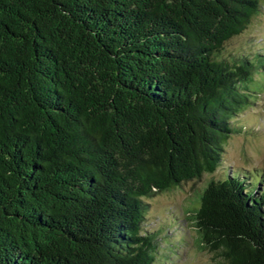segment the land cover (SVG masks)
<instances>
[{"label":"trees","instance_id":"trees-1","mask_svg":"<svg viewBox=\"0 0 264 264\" xmlns=\"http://www.w3.org/2000/svg\"><path fill=\"white\" fill-rule=\"evenodd\" d=\"M260 7L0 0V264H154L146 200L213 174L248 132L264 48L225 46ZM197 198L213 264H264L262 172L226 169Z\"/></svg>","mask_w":264,"mask_h":264},{"label":"rangeland","instance_id":"rangeland-1","mask_svg":"<svg viewBox=\"0 0 264 264\" xmlns=\"http://www.w3.org/2000/svg\"><path fill=\"white\" fill-rule=\"evenodd\" d=\"M260 4L259 12L244 32L226 43L225 52L251 54L256 46L264 48V0ZM235 120L248 132L228 138L222 161L213 174L146 200L144 224L149 233L157 235L154 264H213V255L198 244L187 211L198 205L197 196L206 183L222 176L226 169L244 170L251 176L264 174V90Z\"/></svg>","mask_w":264,"mask_h":264}]
</instances>
